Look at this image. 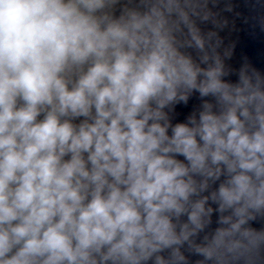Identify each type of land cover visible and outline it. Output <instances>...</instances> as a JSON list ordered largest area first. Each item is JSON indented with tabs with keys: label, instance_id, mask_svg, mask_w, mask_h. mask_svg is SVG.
I'll return each mask as SVG.
<instances>
[{
	"label": "clouds",
	"instance_id": "9594fccd",
	"mask_svg": "<svg viewBox=\"0 0 264 264\" xmlns=\"http://www.w3.org/2000/svg\"><path fill=\"white\" fill-rule=\"evenodd\" d=\"M208 5L0 0V264H264V74Z\"/></svg>",
	"mask_w": 264,
	"mask_h": 264
},
{
	"label": "water",
	"instance_id": "95a60500",
	"mask_svg": "<svg viewBox=\"0 0 264 264\" xmlns=\"http://www.w3.org/2000/svg\"><path fill=\"white\" fill-rule=\"evenodd\" d=\"M208 6L223 26L218 27L211 21L206 23L198 21V24L204 32L211 30L218 33L222 41L221 52L225 48L232 50V56L225 61L226 64L232 69H239L247 62L264 74V0H209ZM228 79L235 81L237 76L233 74ZM199 103L198 95L194 94L187 106H177L174 122L183 121ZM212 220L210 228L214 229L218 226L217 214L213 215ZM251 226L258 230L262 229L264 220L251 222ZM185 254L189 258V264H195L196 260L201 259L187 252Z\"/></svg>",
	"mask_w": 264,
	"mask_h": 264
}]
</instances>
